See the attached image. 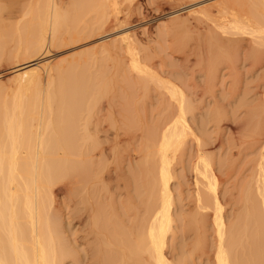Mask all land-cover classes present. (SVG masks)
I'll return each mask as SVG.
<instances>
[{"label":"bare ground","instance_id":"bare-ground-1","mask_svg":"<svg viewBox=\"0 0 264 264\" xmlns=\"http://www.w3.org/2000/svg\"><path fill=\"white\" fill-rule=\"evenodd\" d=\"M212 8L221 22L212 20ZM157 17L173 29H186L206 20L224 33L248 35L255 57L264 43V0H0V61L26 57L9 71L13 73L10 85L1 83L0 73V264H62L68 252L55 223L60 202L82 206L77 223L87 226L82 241L85 252L92 254L90 264H173L165 253L173 223L171 159L188 137L197 146L200 142L187 122L191 106L184 92L155 73L147 64L150 57L140 55L139 46H146L143 36L152 34ZM213 35L206 36L210 44ZM78 41H92L91 55L100 54L103 60L122 61L126 54L143 92L153 85L167 98L168 108L173 110L168 119L151 128L135 111L131 119L118 121L111 110L112 101H108V125L96 130L104 136L106 146L92 142L94 136L87 127L81 136L82 153L72 141L55 144L51 140L53 105L65 97L55 91L48 63L42 65L37 56L50 47L60 49ZM91 55L86 52L75 60L84 63ZM43 68L46 76L40 73ZM211 70L209 89L214 78ZM104 87L105 92L111 91L109 85ZM262 111L253 112L254 132L250 136L253 143H261L257 165L261 179H256L254 191L257 198L250 186L243 194L249 205L243 226L251 228L246 245L235 237L238 229L234 225L227 231L223 228L217 178L209 171L202 152L200 167H195V173L206 180L205 189L195 182L196 204L209 202L215 211L213 222L219 240L213 257L216 264H264ZM72 160L82 168L69 166ZM99 162L104 165L94 170ZM112 186L123 196L122 201H113ZM123 216L129 218L131 240L123 233ZM236 247L241 248V254L236 253Z\"/></svg>","mask_w":264,"mask_h":264},{"label":"rangeland","instance_id":"rangeland-1","mask_svg":"<svg viewBox=\"0 0 264 264\" xmlns=\"http://www.w3.org/2000/svg\"><path fill=\"white\" fill-rule=\"evenodd\" d=\"M215 1L221 3L226 0ZM147 7L153 10L149 2ZM211 10L212 20L221 22L216 9ZM135 14L141 17L140 10ZM158 19L153 20L152 34H144L146 46H139L140 55L150 57L152 60L147 64L155 73L172 81L184 92L191 106L187 122L200 142L197 146L188 137L181 151L171 159L173 223L167 234L165 253L173 264H216L213 257L219 240L213 222L215 211L209 202L196 204L195 182L205 189L206 180L195 173V167H200L202 152L210 164L209 171L217 178L216 192L221 204L223 228L227 231L234 225L238 229L235 237L241 238L246 245L245 240L249 237L246 233L251 228L243 226L245 215L249 212L243 194L249 186L254 194L255 181L261 179L257 166L261 143H253L250 136L254 132L253 112L256 111V115L263 110L260 128L264 137V43L258 47L255 57L251 54L253 43L248 35H233L228 30L224 33L206 20L198 25L191 24L186 29H173L174 26ZM141 25L142 22L137 26ZM210 32L214 34L211 44L206 41ZM89 41H78L60 49L50 47L43 55L37 56L42 65L48 63L45 65L51 69L55 91L57 94L60 91L65 97L64 101L58 99L53 105L51 122L54 133L51 140L55 144L72 141L76 151L81 153L84 149L81 136L86 127L94 136L92 142L106 146L104 136L96 130L108 125V101H112L111 110L118 121L131 119L138 111L142 121L151 128L162 125L173 112L168 108L167 98L161 97L153 85L143 92L142 84L136 80V73L125 59L126 54L122 55V61L103 60L100 54L91 55L94 44ZM86 52L91 55L86 62H76L75 59ZM24 58L20 55L0 61L1 83L11 84L13 73L9 71ZM212 66L214 70H211ZM210 70L214 78L209 89L207 77ZM46 71L43 68L40 73L46 76ZM105 84L111 89L109 93L105 92ZM81 94L84 95L79 98ZM143 130L145 133L148 131ZM155 150H158L157 145ZM156 159L158 166V156ZM68 165L82 168L76 160L69 161ZM102 165L104 163L99 162L94 170ZM99 187L100 183L97 184ZM110 189L114 202L124 199L113 186ZM130 192L134 195L132 187ZM59 209L61 212L55 223L63 248L68 252L62 264H90L92 254L85 252L87 248L82 241L87 226L77 223L82 206L60 202ZM122 218L126 224L123 233L127 240H131L129 218ZM236 253H242L240 247H236Z\"/></svg>","mask_w":264,"mask_h":264}]
</instances>
